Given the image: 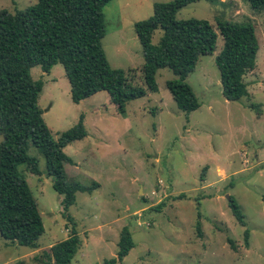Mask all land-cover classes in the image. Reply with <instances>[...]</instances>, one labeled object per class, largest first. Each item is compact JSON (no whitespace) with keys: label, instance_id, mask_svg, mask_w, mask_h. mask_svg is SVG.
<instances>
[{"label":"rangeland","instance_id":"374dc122","mask_svg":"<svg viewBox=\"0 0 264 264\" xmlns=\"http://www.w3.org/2000/svg\"><path fill=\"white\" fill-rule=\"evenodd\" d=\"M35 1L0 0V10L12 13ZM167 1L111 0L102 8L101 47L108 64L145 90L122 113L105 92L72 103L60 64L47 74L38 66L30 69L31 79L43 83L37 107L53 139L83 115L86 136L63 148L71 160L64 165L67 179L98 185L90 194L76 193L67 211L80 241L70 263L102 264L113 258L118 233L126 226L133 246L117 264H264V12L252 11L245 0H201L177 11L176 20H205L217 35L214 51L199 56L185 79L198 103L185 116L167 90L175 79L167 68L156 71L157 91H146L132 29L134 22L151 16L153 3ZM217 21L251 24L258 42L255 66L242 77L247 95L238 101L221 95L213 62L222 46ZM160 37L155 30L151 44ZM26 154L36 158L40 174L29 173L24 164L17 170L35 200L43 233L34 249L0 237V264H50L44 253L70 228L40 151L28 145ZM228 197L244 226L232 216Z\"/></svg>","mask_w":264,"mask_h":264},{"label":"trees","instance_id":"16d2710c","mask_svg":"<svg viewBox=\"0 0 264 264\" xmlns=\"http://www.w3.org/2000/svg\"><path fill=\"white\" fill-rule=\"evenodd\" d=\"M110 1L36 0L23 10L12 13L0 10V237L34 249L43 233L35 200L17 170L24 164L29 173L40 174L36 158L26 154L30 145L40 151L45 176L50 179L52 190L61 196V214L70 225L67 237L44 253L50 264H71L80 241L67 211L74 204L76 193L90 194L98 185L95 182L83 185L67 179L64 165L71 164V160L63 148L86 136L83 115L53 139L37 107L43 83L31 79L30 69L38 66L47 74L52 66L60 64L74 104L105 92L110 103L122 113L127 102L143 97L145 90L133 87L122 70L110 67L102 50L101 40L105 35L102 8ZM197 1L201 0L153 3L151 16L132 25L141 50L140 71L146 91H157L156 71L167 68L175 77L167 84V90L185 116L198 108L185 79L194 70L199 56L214 51L217 38L205 20L175 19L177 11ZM245 1L252 11L264 12V0ZM158 29L161 37L152 45V34ZM216 30L222 46L213 62L221 95L226 101H238L247 95L242 77L255 66L258 42L254 28L249 23L217 21ZM260 199L264 203V195ZM159 206L154 209L159 210ZM228 207L237 223L244 226L243 216L230 197ZM195 232L200 237L198 222ZM243 236L246 242V230ZM132 246L129 230L124 226L118 233L115 256L102 264H117Z\"/></svg>","mask_w":264,"mask_h":264}]
</instances>
